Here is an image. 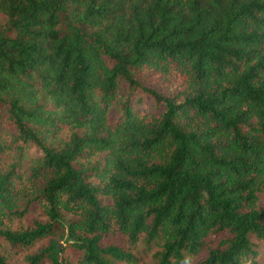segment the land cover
I'll list each match as a JSON object with an SVG mask.
<instances>
[{"label": "trees", "instance_id": "16d2710c", "mask_svg": "<svg viewBox=\"0 0 264 264\" xmlns=\"http://www.w3.org/2000/svg\"><path fill=\"white\" fill-rule=\"evenodd\" d=\"M263 193L264 0H0V237L47 239L28 264H254Z\"/></svg>", "mask_w": 264, "mask_h": 264}, {"label": "rangeland", "instance_id": "374dc122", "mask_svg": "<svg viewBox=\"0 0 264 264\" xmlns=\"http://www.w3.org/2000/svg\"><path fill=\"white\" fill-rule=\"evenodd\" d=\"M159 88V85L157 86ZM152 104V100H145L142 103V107L145 106H150ZM5 135H7L5 133ZM5 138V136L3 137ZM33 149L30 148L29 151H27V154L32 156L33 154ZM258 206L261 210V212L264 215V193L260 195L259 201H258ZM73 216L67 215V219H73ZM34 219L40 220V221H45L47 220L45 216H43L39 210L37 209H32L28 211L27 215L24 218H13L10 221H6V225L11 229V230H20L22 228L27 227L32 223ZM55 239L62 245L63 239L59 237H55ZM251 240L254 242V247L253 250L256 252L255 256L250 255L252 262L254 264H264V242L260 240H256L254 236L251 237ZM48 243L47 239H43L39 242H37L35 245L29 248H19L17 250H14L11 248V246L6 242L3 237H0V255H4L7 261V264H28L26 260V256L29 254H33L35 251L38 249L42 248L44 245ZM106 243H118V244H123L120 239L114 237V236H109L106 240ZM156 250L155 246L147 245L146 242L140 241L135 247L132 248V252L135 254L137 257V261L134 264H156L155 259L153 258V253ZM66 256H69L70 258H74V255L70 253H65ZM204 257V254H199L195 257H188L189 260L187 259L184 264H194L200 259ZM250 263V262H249ZM41 264H49L47 261L42 262ZM122 264V263H119Z\"/></svg>", "mask_w": 264, "mask_h": 264}]
</instances>
